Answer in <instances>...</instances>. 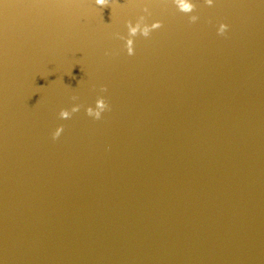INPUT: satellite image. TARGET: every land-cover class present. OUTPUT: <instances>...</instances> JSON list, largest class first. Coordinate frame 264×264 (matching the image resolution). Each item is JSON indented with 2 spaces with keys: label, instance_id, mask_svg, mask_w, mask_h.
<instances>
[{
  "label": "water",
  "instance_id": "1",
  "mask_svg": "<svg viewBox=\"0 0 264 264\" xmlns=\"http://www.w3.org/2000/svg\"><path fill=\"white\" fill-rule=\"evenodd\" d=\"M0 264H264V0H0Z\"/></svg>",
  "mask_w": 264,
  "mask_h": 264
},
{
  "label": "clouds",
  "instance_id": "2",
  "mask_svg": "<svg viewBox=\"0 0 264 264\" xmlns=\"http://www.w3.org/2000/svg\"><path fill=\"white\" fill-rule=\"evenodd\" d=\"M96 5L98 6H107L110 3V0H95ZM207 3L211 6L213 4V0H207ZM183 10H188L190 11L189 5L185 4L184 5V9ZM196 20V17H193L191 19V23H194ZM129 28H130V34H136L137 31L140 29V26L137 25L136 27H131V23L129 22ZM162 27V23L160 21L157 22H153L150 25L145 26L141 31L140 34L143 35L145 38L149 37L151 32L153 30L159 29ZM228 28V25L221 23L220 29L218 31L219 35H223L225 34L226 30ZM127 54L129 56L134 55V46L133 47H128L127 49ZM101 91H107L106 88L102 87ZM73 100H76L77 97H72ZM81 105L79 104H75L71 110L68 109H61L59 112V118L60 119H70L73 113H76L80 110ZM106 110H110V106L108 105V103L105 101V99L101 96L98 97L97 100L95 101V108H93L92 106H89L86 108V114L89 117H92L96 120L101 119V114L106 111ZM63 132V125L57 127V129L53 132L52 134V138L58 139L61 135V133Z\"/></svg>",
  "mask_w": 264,
  "mask_h": 264
}]
</instances>
